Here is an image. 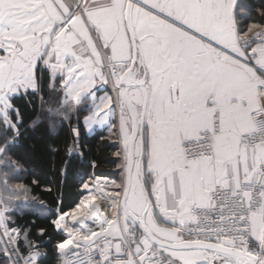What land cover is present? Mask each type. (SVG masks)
I'll return each instance as SVG.
<instances>
[{
    "label": "snow or ice",
    "instance_id": "snow-or-ice-1",
    "mask_svg": "<svg viewBox=\"0 0 264 264\" xmlns=\"http://www.w3.org/2000/svg\"><path fill=\"white\" fill-rule=\"evenodd\" d=\"M0 264H264V3L0 0Z\"/></svg>",
    "mask_w": 264,
    "mask_h": 264
},
{
    "label": "trees",
    "instance_id": "trees-1",
    "mask_svg": "<svg viewBox=\"0 0 264 264\" xmlns=\"http://www.w3.org/2000/svg\"><path fill=\"white\" fill-rule=\"evenodd\" d=\"M262 3H264V0H239V4L247 12H252V13H254V8L259 7ZM44 136H45V133L43 130L36 132L32 140L22 144L21 149H20V154L27 161L28 168L32 170L35 177L39 178L41 182L40 187H38L37 185H33V188L36 189L35 195L42 196L44 197L45 200H47L48 199L47 193L44 192L43 187H42L44 181L50 179V177L47 174L48 173L47 166L41 154L39 152L33 153L31 149V144L33 142L42 144L43 141L40 140L39 138L44 137ZM85 144H86L85 151L87 152L90 150L91 154L97 156L98 158H110L112 151L115 150L112 147V142L107 141V140H104V141L99 140L98 137L96 136V132H93L91 134H88V133L86 134ZM88 159L89 160L91 159V155L89 156ZM84 163H87V161H85ZM75 167L77 171H79V164H77ZM103 171L106 173L115 172L116 169L110 166H105L103 168ZM33 178H34L33 175H27V176H24L22 179L23 181L31 183ZM66 192L69 196H72L75 194V188L72 183L69 184L68 188L66 189ZM24 219L31 220L33 219V217L26 216L24 217ZM35 220L37 224L45 223V221L42 220L40 217H35Z\"/></svg>",
    "mask_w": 264,
    "mask_h": 264
},
{
    "label": "crops",
    "instance_id": "crops-1",
    "mask_svg": "<svg viewBox=\"0 0 264 264\" xmlns=\"http://www.w3.org/2000/svg\"><path fill=\"white\" fill-rule=\"evenodd\" d=\"M93 132H95V131H93ZM93 132H91V133H93ZM91 133H88V134H91Z\"/></svg>",
    "mask_w": 264,
    "mask_h": 264
}]
</instances>
